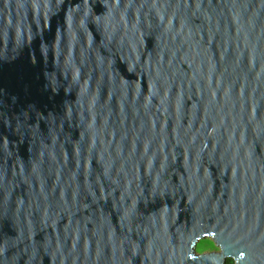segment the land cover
<instances>
[{
  "label": "water",
  "instance_id": "95a60500",
  "mask_svg": "<svg viewBox=\"0 0 264 264\" xmlns=\"http://www.w3.org/2000/svg\"><path fill=\"white\" fill-rule=\"evenodd\" d=\"M225 257L264 264V0H0V264Z\"/></svg>",
  "mask_w": 264,
  "mask_h": 264
},
{
  "label": "flooded vegetation",
  "instance_id": "af4514ba",
  "mask_svg": "<svg viewBox=\"0 0 264 264\" xmlns=\"http://www.w3.org/2000/svg\"><path fill=\"white\" fill-rule=\"evenodd\" d=\"M204 242H208V244H206V245H208L207 248H205V249H203L201 251H198V247L200 245H202ZM212 243L215 246H213ZM196 251L199 254H202V253H220L221 252V247H219L216 244V242L214 241L213 237L208 235V237L200 239L197 242ZM225 264H236V260L234 258H232V257H225Z\"/></svg>",
  "mask_w": 264,
  "mask_h": 264
},
{
  "label": "rangeland",
  "instance_id": "374dc122",
  "mask_svg": "<svg viewBox=\"0 0 264 264\" xmlns=\"http://www.w3.org/2000/svg\"><path fill=\"white\" fill-rule=\"evenodd\" d=\"M206 244H208V242H204L202 245H200V246L198 247V251H201V250L207 248L208 245H206ZM212 245H213V243H212ZM213 246H215V245H213Z\"/></svg>",
  "mask_w": 264,
  "mask_h": 264
}]
</instances>
